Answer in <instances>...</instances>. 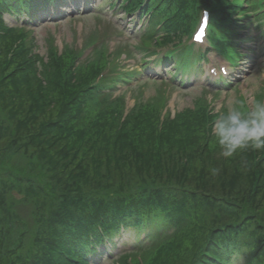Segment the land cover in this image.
<instances>
[{"label":"trees","instance_id":"obj_1","mask_svg":"<svg viewBox=\"0 0 264 264\" xmlns=\"http://www.w3.org/2000/svg\"><path fill=\"white\" fill-rule=\"evenodd\" d=\"M56 1L60 2L0 0V140L6 143L0 152L7 163L0 176V264H88L99 248L114 246V237L129 238L124 252L130 253L185 234L195 237L198 245L188 259L181 258V264H233L234 255H243L247 264H260L255 255L264 242L262 232L253 248L247 240L251 236L240 219L233 218L235 214L216 225L207 223L210 227L192 217L213 208L220 215L235 212L224 197L232 196L229 190L237 177L246 180L249 196L264 192V149L249 148L232 158L218 155L214 166L221 169V175L228 172V177L196 181V187H187L193 182L183 172L181 154L184 158L196 154L197 171L205 175L213 164L208 155L221 151L216 145L207 152L209 148L200 144L188 154L185 145L188 134L184 131L204 127L206 132V123L212 122L208 111L202 107L198 117L178 112L157 122L150 117L156 119L162 106L159 96L155 114L137 105L116 124L121 97L102 93L113 84L90 88L94 68L90 73H77L71 68V54L58 55L50 42L44 49L46 60L41 59L31 48L25 26H6L2 20L4 14L31 17L38 5ZM219 2L234 11L229 0H122L121 7L127 13L140 10L148 20L142 43L159 45L187 33L202 5ZM259 3H251L250 18L243 17L247 22L232 29L241 31L248 23H264V3ZM234 20L239 18L230 21ZM221 22L228 26V36H234L228 19L214 23L221 27ZM190 51L182 50L185 60L177 62L174 75L191 74L195 69ZM196 57L197 62L203 58ZM89 95L100 97L103 106L93 118L83 109V99ZM195 122L201 123L195 126ZM236 157L244 162L236 165ZM19 160L22 164L17 166L14 162ZM231 162L244 173L230 175L234 172L227 170ZM29 194L33 195L36 226L30 231L26 228L25 234L4 231V224L17 221L16 206L28 204ZM28 233V248L18 252Z\"/></svg>","mask_w":264,"mask_h":264},{"label":"rangeland","instance_id":"obj_2","mask_svg":"<svg viewBox=\"0 0 264 264\" xmlns=\"http://www.w3.org/2000/svg\"><path fill=\"white\" fill-rule=\"evenodd\" d=\"M229 1L234 3L232 7L234 11L230 12L231 7L226 6L225 2L213 3L211 6H206L207 8L205 10L209 13L210 21L206 36L207 34L210 37L215 35V39H211L210 42L205 41L202 47L206 48L210 44L215 50H210L207 53L206 62L203 63V67L197 69L194 75L184 77L182 84L176 81L173 83L168 81L169 75L165 73L166 68L160 64L161 62L155 61L163 53H159L158 56L146 57L145 51L139 49L146 48L145 46L149 47L153 44L146 45V43H142L141 41L144 18H141L140 14H136V11L126 13L119 8L109 9L108 4H111L113 0H75L74 7L68 2L63 8V11H58V4H55L46 8L40 14L44 16L43 18L45 20L41 21L39 19L31 21L27 25L28 29H25V31L28 32L26 37H31L32 50L41 59L46 60L44 49L46 50V45L50 42L52 50L57 52L58 55L71 54V68L74 71L78 70L77 73H90V69L94 68V76L88 83L89 87L95 79L107 76L108 72L111 75L114 74V76L118 73L115 77L119 78V80L112 83L111 91L114 94H110L112 96L121 95L119 96L122 101L121 108L116 124L121 120L126 110L127 114L123 116V120L130 115L131 110L137 105L148 107L155 114L156 108L154 106H157L159 96L162 106L157 109V113L155 114L156 119L150 117L157 122L158 120L164 121L167 115L172 117V115H176L178 112H187L189 115L196 114L198 117V115L203 114L201 113L202 107L203 112L206 113L208 111V114L212 117L209 120L213 122L232 106L246 111L255 101L264 100V40H261L259 43L251 39L242 40V43L236 42V39L239 41V38H247L254 34L250 27L248 29H242L241 32L240 30L232 29L235 24L239 25L247 22L243 16H246L247 12L251 10V7H247L249 2L246 0ZM255 2H260L259 4H261L264 3V0H255ZM192 3L194 6V2ZM201 7L199 8L200 10H202ZM221 10L224 11V14L219 15ZM234 17L241 19L230 21ZM18 18L17 24L22 23L21 21L25 19L23 16ZM226 19L230 22V30L235 32L234 36L236 39H230V37L234 36H228V26L225 23L221 22V27L214 23L217 20L223 21ZM2 20L6 26L19 25L15 24L16 22L13 21L10 15H3ZM260 29H264V25ZM213 31L216 33H212ZM222 32H226L227 35ZM114 35L118 37H114ZM142 44H145V46ZM228 45L233 47L232 51H230ZM256 45L261 46V48L259 47L257 49ZM151 49L155 51L159 50L155 47H151ZM232 52L236 54V57L239 54L242 55L240 57L241 59L234 64L229 62V60L233 61L235 59V57H232ZM118 53L120 54L119 58H117ZM141 57L146 58L143 64L146 67L148 66L144 71L138 66L142 64ZM130 70H134L133 72L136 73L132 72L133 75L126 74ZM222 71H225V74L221 73ZM221 74L225 76L222 78L226 79L229 83L232 82L227 89L225 87L209 85V83H218L219 81L217 80ZM124 76L128 79H124ZM132 77L135 78L133 79ZM125 81H129V84H126ZM90 88L95 89L93 87ZM99 99L100 97L95 98L93 95H89L83 99L84 114L89 118H93L103 109ZM153 107L154 110H152ZM212 122L206 123L208 124L206 126L208 128L206 132L204 127H194L184 131L188 134L185 143L188 154L194 153L192 149L195 148L194 146H199L200 144L202 148H209L207 152H210L217 145L211 130ZM200 123L195 122L194 125L196 126ZM207 131L208 135H206ZM203 135L204 140L201 139ZM3 142L4 140L1 139V152L4 151L3 148L6 146V143L3 144ZM1 152L0 176H4L2 169L7 163L3 161L5 155ZM210 154L208 156L213 160V164L209 166V172L206 170V174L209 173L208 175L197 171L200 161L196 154L187 158H184V154H181L183 155V161L181 162L186 167V170L183 172L189 177L190 182H193L187 186L190 189L196 187L194 186L196 181L204 180V182L209 183V181H214L221 177H228V172L225 175H221V171L216 176L211 175L210 169L217 168L214 164L219 162V153L211 152ZM242 162L244 161L240 157L238 159L236 157L234 163L238 165V163L241 164ZM14 163L21 165L22 160L15 161ZM227 170L234 171L230 172V175L244 173V171H239L232 162L228 165ZM234 182L233 189L229 190L232 196L224 197V202L230 206L228 207L229 209H234L235 212H223L224 215H220L215 208L206 209L198 216L194 215L192 220L194 219L196 223L210 227L207 223L216 225L227 220V215L235 214L233 218L238 217L240 219V225L243 223L246 232L251 236L247 240L255 248L257 235L259 232L264 234V192L259 191L249 196L247 193L248 184L243 177L235 178ZM28 198L30 199L28 204L23 202L16 206V210H18L16 213L17 221L11 224H4V231L25 234L27 233L26 228L30 231L32 227L36 226L37 214L33 195L29 194ZM45 209L46 206L43 207V210ZM30 237L31 235L28 233L26 235V238H28L27 242H24V245L20 247L18 252H24L28 248ZM262 240L264 241V238ZM115 242V247H108L107 251H105L106 254L109 252L117 255L120 251L127 249L130 244L129 238L125 236L117 238ZM197 245L198 241L195 237L187 238V234L184 236L178 235L173 239L167 238L159 241L150 248L146 247L141 251L120 253L118 254L117 262L119 264H181V258L188 259V255L189 257L191 256ZM234 256L235 262L233 264H247L243 255ZM103 257L104 255L99 258L101 262L98 260V262H92V264H115L102 259ZM255 259L260 264H264V242L256 252ZM253 264H256V261Z\"/></svg>","mask_w":264,"mask_h":264},{"label":"clouds","instance_id":"obj_3","mask_svg":"<svg viewBox=\"0 0 264 264\" xmlns=\"http://www.w3.org/2000/svg\"><path fill=\"white\" fill-rule=\"evenodd\" d=\"M211 130L223 158H232L249 148L264 149V100L255 101L246 111L230 107L212 122ZM220 171L210 169L212 176Z\"/></svg>","mask_w":264,"mask_h":264},{"label":"snow or ice","instance_id":"obj_4","mask_svg":"<svg viewBox=\"0 0 264 264\" xmlns=\"http://www.w3.org/2000/svg\"><path fill=\"white\" fill-rule=\"evenodd\" d=\"M201 33H202V29H201V31H199V32H197L195 35H194V39L196 40V41H200L201 39H202V35H201Z\"/></svg>","mask_w":264,"mask_h":264},{"label":"bare ground","instance_id":"obj_5","mask_svg":"<svg viewBox=\"0 0 264 264\" xmlns=\"http://www.w3.org/2000/svg\"><path fill=\"white\" fill-rule=\"evenodd\" d=\"M177 56H178V55L175 54L173 57H174V58H177ZM171 62H172V61H171ZM165 65H168V63H165ZM106 256H107V255H106Z\"/></svg>","mask_w":264,"mask_h":264}]
</instances>
